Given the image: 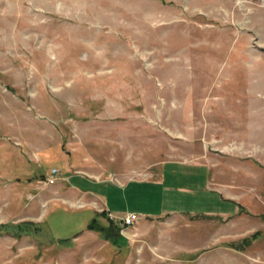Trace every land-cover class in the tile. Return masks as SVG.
Returning <instances> with one entry per match:
<instances>
[{
  "label": "rangeland",
  "instance_id": "rangeland-1",
  "mask_svg": "<svg viewBox=\"0 0 264 264\" xmlns=\"http://www.w3.org/2000/svg\"><path fill=\"white\" fill-rule=\"evenodd\" d=\"M0 264H264V0H0Z\"/></svg>",
  "mask_w": 264,
  "mask_h": 264
},
{
  "label": "crops",
  "instance_id": "crops-1",
  "mask_svg": "<svg viewBox=\"0 0 264 264\" xmlns=\"http://www.w3.org/2000/svg\"><path fill=\"white\" fill-rule=\"evenodd\" d=\"M73 188V187H72ZM76 189V188H74ZM120 190V189H119ZM79 191V190H78ZM81 192V191H79ZM82 193H86V192H82ZM109 206V203L107 204ZM110 208V209H109ZM109 208L105 209L106 214H110L111 215V220L117 219L118 221L124 217L125 215L129 214V213H135L139 215V221L141 220H146V219H152V218H159L162 216H167V215H172L171 212L167 213V214H160V213H155L149 209L143 210V209H139V208H127L125 209L123 212L121 211V209H119V207H117V204H110ZM121 212V213H118ZM95 213V211H94ZM182 214V213H181ZM180 214V215H181ZM176 215V214H174ZM178 215V214H177ZM209 215V214H208ZM205 215V216H208ZM113 225H115L113 223Z\"/></svg>",
  "mask_w": 264,
  "mask_h": 264
},
{
  "label": "built area",
  "instance_id": "built-area-1",
  "mask_svg": "<svg viewBox=\"0 0 264 264\" xmlns=\"http://www.w3.org/2000/svg\"><path fill=\"white\" fill-rule=\"evenodd\" d=\"M56 176H57V170H53L51 172V175L50 177L47 178V184H53L54 181H56ZM109 218H111V215L110 214H106ZM139 215L135 214V213H129L126 215V217L124 218V221H123V226L126 227V228H133L135 223L138 222L139 220Z\"/></svg>",
  "mask_w": 264,
  "mask_h": 264
},
{
  "label": "trees",
  "instance_id": "trees-1",
  "mask_svg": "<svg viewBox=\"0 0 264 264\" xmlns=\"http://www.w3.org/2000/svg\"><path fill=\"white\" fill-rule=\"evenodd\" d=\"M100 215H104V212H102ZM109 221H110L111 225H113L112 220H109ZM93 223H94V219L90 220L89 223L86 225V229H87V230H95V231H98V232H100L101 234H103V235L105 236V238L107 239V238L109 237V235L107 234L109 228H105V227L96 228V227L93 225ZM11 228H13V227H12V226H10L9 228L6 227V229H3V230L8 231V232L11 230L12 232H14L15 230H13V229H11ZM29 230H31V228H30ZM29 230H26L24 227H21V226H20V228H19V231L27 232V231H29ZM11 231H10V232H11ZM15 232H17V231H15ZM15 235L18 236V234H16V233H15ZM108 239H109V238H108Z\"/></svg>",
  "mask_w": 264,
  "mask_h": 264
}]
</instances>
